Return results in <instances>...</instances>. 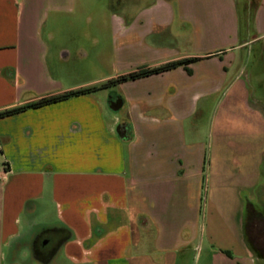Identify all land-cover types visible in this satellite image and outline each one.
<instances>
[{
	"label": "crops",
	"instance_id": "obj_1",
	"mask_svg": "<svg viewBox=\"0 0 264 264\" xmlns=\"http://www.w3.org/2000/svg\"><path fill=\"white\" fill-rule=\"evenodd\" d=\"M74 2L0 0V112L200 60L0 119V264H264V104L210 118L244 96L227 83L244 51L264 58V0L125 7L107 71L82 81L62 67L87 59L80 40L44 32ZM227 119L253 129L226 132Z\"/></svg>",
	"mask_w": 264,
	"mask_h": 264
},
{
	"label": "rangeland",
	"instance_id": "obj_2",
	"mask_svg": "<svg viewBox=\"0 0 264 264\" xmlns=\"http://www.w3.org/2000/svg\"><path fill=\"white\" fill-rule=\"evenodd\" d=\"M148 0H75L74 8L72 11H62L59 13L49 14V23L45 26V34L51 35L57 44H62L65 47L73 48L74 42L80 44L88 54L87 59L83 63L76 61L68 64H62L64 68L80 69V70H66L69 74L74 73V79L82 81L83 79L94 78L101 75L102 72L107 71L105 68H101L100 57L103 58L106 52V47L109 42V26L108 22L113 13H122V9L129 7L133 10L143 6ZM54 21L53 23H51ZM98 60H97V59ZM258 58L255 50L244 51L242 57V66L238 70L231 69L227 76V83H235L234 87L230 91L233 92L237 87H242L244 90V96L242 93H238L239 102L232 104L231 106L222 103L217 109V106H213L210 118L215 114L218 115L221 111L225 112L226 116H235L245 118L248 116L247 106L241 104L242 97L246 98L247 105L252 101L258 100L264 104V58ZM93 60H96V69H90L95 67L92 64ZM261 61V62H260ZM51 69L53 66L51 64ZM237 77V78H235ZM233 81V82H232ZM229 93V94H230ZM230 105V104H229ZM226 132H249L252 128L245 121L232 123L229 119L226 120ZM225 126V123H224ZM208 127V126H207ZM4 159L2 157L0 149V170L3 167ZM264 177H262V180ZM264 182V181H263Z\"/></svg>",
	"mask_w": 264,
	"mask_h": 264
},
{
	"label": "trees",
	"instance_id": "obj_3",
	"mask_svg": "<svg viewBox=\"0 0 264 264\" xmlns=\"http://www.w3.org/2000/svg\"><path fill=\"white\" fill-rule=\"evenodd\" d=\"M199 60H200L199 58H192V59L169 62V63L163 64L161 66L151 68V69L143 68V69H140L136 72H132V73H129L126 75L118 76L117 78H115L113 80H109L106 83H104L98 87H92V88H88V89L71 91V92H68V93H65V94H62L59 96L43 98V99H40V100L33 102L31 104H27L25 106H22V107H17V108L1 111L0 112V119L5 118V117H9L12 115H16L18 113H21V112L29 110V109L41 108V107H44V106H47V105H50L53 103L61 102V101L67 100V99L72 98V97H77V96L85 95V94H91V93L98 91V90H101V89L116 87V86H118L122 83H125V82L142 79V78L149 77L152 75H158V74L176 69L178 67H183L188 73H190L188 66L194 62L199 61ZM123 128H124V126H119L118 130H121ZM256 216L257 215L254 212L248 213V219L249 220L255 219Z\"/></svg>",
	"mask_w": 264,
	"mask_h": 264
},
{
	"label": "flooded vegetation",
	"instance_id": "obj_4",
	"mask_svg": "<svg viewBox=\"0 0 264 264\" xmlns=\"http://www.w3.org/2000/svg\"><path fill=\"white\" fill-rule=\"evenodd\" d=\"M55 244V243H54Z\"/></svg>",
	"mask_w": 264,
	"mask_h": 264
}]
</instances>
